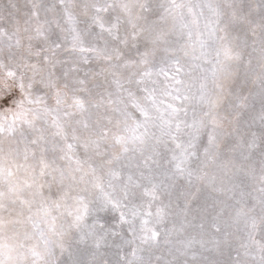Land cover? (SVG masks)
Wrapping results in <instances>:
<instances>
[{
  "label": "snow or ice",
  "instance_id": "snow-or-ice-1",
  "mask_svg": "<svg viewBox=\"0 0 264 264\" xmlns=\"http://www.w3.org/2000/svg\"><path fill=\"white\" fill-rule=\"evenodd\" d=\"M0 264H264V0H0Z\"/></svg>",
  "mask_w": 264,
  "mask_h": 264
}]
</instances>
